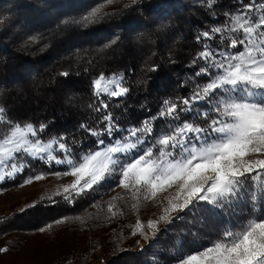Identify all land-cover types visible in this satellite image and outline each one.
Here are the masks:
<instances>
[{
    "label": "trees",
    "instance_id": "16d2710c",
    "mask_svg": "<svg viewBox=\"0 0 264 264\" xmlns=\"http://www.w3.org/2000/svg\"><path fill=\"white\" fill-rule=\"evenodd\" d=\"M256 6L264 13V0H0V140L31 126L76 162L144 124L155 143L170 124L190 120L185 101L213 77L202 53L230 49L226 26ZM111 75L123 76L124 97L96 93L98 78ZM166 103L180 116L164 115ZM29 162L0 188L64 169ZM118 186L105 180L1 215L5 252L90 264L102 248L106 264H174L214 242L239 241L251 222L264 221V177L247 173L216 202H193L135 252L125 249L126 235L145 215L147 193L106 192Z\"/></svg>",
    "mask_w": 264,
    "mask_h": 264
},
{
    "label": "rangeland",
    "instance_id": "374dc122",
    "mask_svg": "<svg viewBox=\"0 0 264 264\" xmlns=\"http://www.w3.org/2000/svg\"><path fill=\"white\" fill-rule=\"evenodd\" d=\"M261 6L236 14L226 26L231 43L221 52L207 48L202 58L213 77L197 85L182 115L188 121L161 131L154 141L144 124L122 140L84 154L76 162L56 139L43 142L35 129L16 127L0 140V184L13 180L31 159L49 161L63 171L38 175L14 188H0V216L13 215L48 197L89 190L108 180L123 189L142 187L147 211L127 233L125 249L141 252L154 236L193 202H216L232 192L247 173L264 177V13ZM122 75L100 77L98 95L125 96ZM164 115L180 116L172 103ZM0 264H43L44 258L12 256L0 242ZM90 264H106L102 248ZM174 264H264V221L251 222L239 241H217Z\"/></svg>",
    "mask_w": 264,
    "mask_h": 264
},
{
    "label": "crops",
    "instance_id": "0c3cea01",
    "mask_svg": "<svg viewBox=\"0 0 264 264\" xmlns=\"http://www.w3.org/2000/svg\"><path fill=\"white\" fill-rule=\"evenodd\" d=\"M13 132H14V131H13ZM13 132H12V133H13ZM11 135H12V134H11ZM11 135H10V136H11ZM8 137H9V136H8Z\"/></svg>",
    "mask_w": 264,
    "mask_h": 264
}]
</instances>
